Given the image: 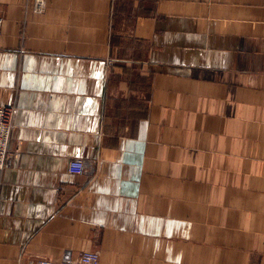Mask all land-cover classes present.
<instances>
[{"label": "crops", "instance_id": "crops-1", "mask_svg": "<svg viewBox=\"0 0 264 264\" xmlns=\"http://www.w3.org/2000/svg\"><path fill=\"white\" fill-rule=\"evenodd\" d=\"M44 1L0 0V264H264V0Z\"/></svg>", "mask_w": 264, "mask_h": 264}, {"label": "built area", "instance_id": "built-area-1", "mask_svg": "<svg viewBox=\"0 0 264 264\" xmlns=\"http://www.w3.org/2000/svg\"><path fill=\"white\" fill-rule=\"evenodd\" d=\"M45 1L37 0L36 12L43 13L45 10ZM4 26V18L0 10V31ZM14 108L0 104V170H3L7 165L10 157L9 145L14 129ZM90 166L82 159H74L69 163V172L71 174L83 175L87 174ZM37 264H100L99 252H85L79 259L74 260L71 257L65 258L62 262L56 263L48 260H42Z\"/></svg>", "mask_w": 264, "mask_h": 264}]
</instances>
